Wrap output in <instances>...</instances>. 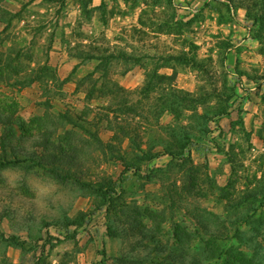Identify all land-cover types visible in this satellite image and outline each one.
I'll list each match as a JSON object with an SVG mask.
<instances>
[{"label":"rangeland","instance_id":"374dc122","mask_svg":"<svg viewBox=\"0 0 264 264\" xmlns=\"http://www.w3.org/2000/svg\"><path fill=\"white\" fill-rule=\"evenodd\" d=\"M83 3L0 39V264H264V0Z\"/></svg>","mask_w":264,"mask_h":264},{"label":"crops","instance_id":"0c3cea01","mask_svg":"<svg viewBox=\"0 0 264 264\" xmlns=\"http://www.w3.org/2000/svg\"><path fill=\"white\" fill-rule=\"evenodd\" d=\"M57 1H62V3H57ZM89 1H93L94 6L98 4V0ZM0 7L7 8L12 12L8 21L5 20V13H0L1 45L5 46L4 42L7 41L4 37L11 32L34 31L35 34L29 47L37 43L42 35L50 32L51 40L47 50V59L43 63L48 66H57V76L63 81H71L69 76L74 75L75 72H72L75 69L77 71L80 69L81 63L86 58V56L83 57L81 52L78 53V49L81 50L82 44L89 42L88 39L82 42L80 38H77L76 42H68L66 38L74 32H79L76 27H79L83 12H85L83 0H3ZM52 10H55L53 16L51 14ZM93 44L94 49L97 50L99 45L96 42H93ZM84 47L87 50L92 48L91 45H84ZM87 59L98 61L91 73L92 76H96L99 72L97 67L103 62V59H99L97 55L93 54ZM37 80H39V77H37ZM35 86L36 84H33V87Z\"/></svg>","mask_w":264,"mask_h":264},{"label":"trees","instance_id":"16d2710c","mask_svg":"<svg viewBox=\"0 0 264 264\" xmlns=\"http://www.w3.org/2000/svg\"><path fill=\"white\" fill-rule=\"evenodd\" d=\"M247 9L251 10L250 6H247ZM254 18L258 21V15H255ZM261 18V17H260ZM260 22H263V19L261 18ZM263 27H264V23H263ZM188 145L185 146H180L176 145L175 149H170V148H165V154H168L169 156H171L172 158H180V159H188L191 160L192 154L189 150H186ZM157 155L156 152L151 153L150 151H147L145 156L147 157V160H152L155 158V156Z\"/></svg>","mask_w":264,"mask_h":264}]
</instances>
